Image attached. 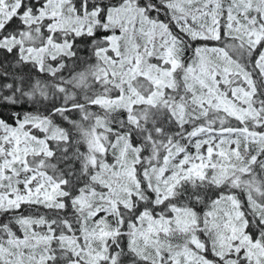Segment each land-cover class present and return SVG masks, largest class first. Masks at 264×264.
I'll return each instance as SVG.
<instances>
[{
	"label": "snow or ice",
	"instance_id": "6c2138e0",
	"mask_svg": "<svg viewBox=\"0 0 264 264\" xmlns=\"http://www.w3.org/2000/svg\"><path fill=\"white\" fill-rule=\"evenodd\" d=\"M0 264H264V0H0Z\"/></svg>",
	"mask_w": 264,
	"mask_h": 264
}]
</instances>
